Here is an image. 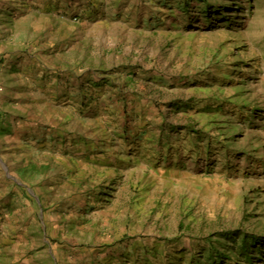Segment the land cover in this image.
I'll list each match as a JSON object with an SVG mask.
<instances>
[{"label":"rangeland","instance_id":"rangeland-1","mask_svg":"<svg viewBox=\"0 0 264 264\" xmlns=\"http://www.w3.org/2000/svg\"><path fill=\"white\" fill-rule=\"evenodd\" d=\"M236 230L264 237V0H0V264H249Z\"/></svg>","mask_w":264,"mask_h":264},{"label":"trees","instance_id":"trees-1","mask_svg":"<svg viewBox=\"0 0 264 264\" xmlns=\"http://www.w3.org/2000/svg\"><path fill=\"white\" fill-rule=\"evenodd\" d=\"M221 237L226 239L228 242L232 243V245H227V248H232L234 250L235 245L239 244V247H236L235 257H240L248 260L247 263L253 264L255 260L262 261L264 258V237L257 236L255 234H247L242 231L236 230L231 232H223L220 234ZM213 256L216 253L215 259H213V263L217 264V261L222 262V259L225 258V254H221L220 252H214V247L210 248ZM260 258H259V257ZM215 257V256H214Z\"/></svg>","mask_w":264,"mask_h":264}]
</instances>
